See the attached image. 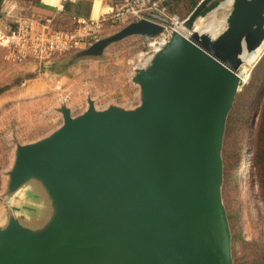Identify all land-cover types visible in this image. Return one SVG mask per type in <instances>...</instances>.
Returning a JSON list of instances; mask_svg holds the SVG:
<instances>
[{
  "label": "water",
  "instance_id": "95a60500",
  "mask_svg": "<svg viewBox=\"0 0 264 264\" xmlns=\"http://www.w3.org/2000/svg\"><path fill=\"white\" fill-rule=\"evenodd\" d=\"M214 1L200 0L185 25ZM226 24L214 38L170 29L134 76L137 107L98 110L89 99L17 147L8 194L28 201L0 216V264H233L222 149L241 55L264 40V0H233ZM164 32L134 20L78 55Z\"/></svg>",
  "mask_w": 264,
  "mask_h": 264
},
{
  "label": "rangeland",
  "instance_id": "374dc122",
  "mask_svg": "<svg viewBox=\"0 0 264 264\" xmlns=\"http://www.w3.org/2000/svg\"><path fill=\"white\" fill-rule=\"evenodd\" d=\"M36 1L2 0L0 4V216L11 205L21 206L28 201L25 194L18 200H11L8 194L17 147L38 141L60 128L65 107L73 116L86 111L89 99L98 110L111 105L124 109L137 107L141 103V87L133 80L137 69L145 66L170 35L169 32L153 38L132 35L109 44L100 55L79 56L83 49L129 23L109 19L91 29L75 50L45 60L29 55L19 58L13 52L10 36L19 30L20 16L43 22L31 16L32 5L41 4ZM193 1L169 0L171 12L186 19L192 12ZM222 2L215 0L209 4L216 6L203 11L194 30L226 23L232 0L214 11ZM65 29H73L72 24ZM202 33L209 34L206 28ZM258 49L249 56V64L238 71L247 75V79L228 115L222 149V199L232 234L233 264H264V200L258 183V164L260 167L264 163V155L257 159L254 136L264 100V41Z\"/></svg>",
  "mask_w": 264,
  "mask_h": 264
},
{
  "label": "built area",
  "instance_id": "2783aa9c",
  "mask_svg": "<svg viewBox=\"0 0 264 264\" xmlns=\"http://www.w3.org/2000/svg\"><path fill=\"white\" fill-rule=\"evenodd\" d=\"M108 17L114 23H124L140 19L161 24L165 32L176 30L185 37L193 35V29L186 28V19L171 12L168 0H123L112 8L104 18ZM107 18V19H108ZM78 29H53L49 24L38 23L30 19L20 22L19 30L10 36L14 53L19 58L33 56L45 60L55 54H63L80 47L88 32H91L94 22L78 20Z\"/></svg>",
  "mask_w": 264,
  "mask_h": 264
},
{
  "label": "crops",
  "instance_id": "0c3cea01",
  "mask_svg": "<svg viewBox=\"0 0 264 264\" xmlns=\"http://www.w3.org/2000/svg\"><path fill=\"white\" fill-rule=\"evenodd\" d=\"M14 1L15 0H12V2ZM37 1H39L41 4L40 6L38 5V3H34V5H32L31 14L33 15L31 16L33 18L42 19L43 22H41L43 24H49L53 29H65V27H69L71 26V24L73 26V29H78L80 27L78 20H87L90 22H94L95 25L91 26L92 29H94L97 27V25H103L104 23L108 22L109 18H104L106 14L112 8L117 7L123 0ZM36 14H38V16H35ZM23 19H30L34 21V19H31L30 16L25 18H23V16L19 17V20L22 21Z\"/></svg>",
  "mask_w": 264,
  "mask_h": 264
},
{
  "label": "trees",
  "instance_id": "16d2710c",
  "mask_svg": "<svg viewBox=\"0 0 264 264\" xmlns=\"http://www.w3.org/2000/svg\"><path fill=\"white\" fill-rule=\"evenodd\" d=\"M2 0H0L1 4ZM200 2V0H194L193 1V9L197 6V4ZM169 4V0H168ZM170 7V5H168ZM216 5L213 4L212 6L206 7V12L211 10L213 7ZM192 9V10H193ZM211 19V18H210ZM254 136L256 137V148H257V159H259L260 155H264V100L262 102L261 106V112L258 117V121L256 123V127L254 130ZM262 161V158L260 159ZM259 162V161H258ZM260 169V170H259ZM258 183H259V190H260V195L262 199L264 200V163L258 164Z\"/></svg>",
  "mask_w": 264,
  "mask_h": 264
},
{
  "label": "bare ground",
  "instance_id": "6f19581e",
  "mask_svg": "<svg viewBox=\"0 0 264 264\" xmlns=\"http://www.w3.org/2000/svg\"><path fill=\"white\" fill-rule=\"evenodd\" d=\"M232 2H233V0H232ZM215 11V10H214ZM200 17H202V16H200ZM199 18V17H198ZM198 18L194 21V23H193V27H192V29L194 30V28H195V23H196V21L198 20ZM226 23H218V24H216V25H214V26H209V25H206L204 28H206L207 30H208V33H209V35H211V37H216L225 27H226ZM184 26L186 27V28H188L186 25H185V23H184ZM204 28L203 29H201V30H194V31H198L199 33H201V34H203L202 32H204ZM264 41V40H263ZM263 41H262V43H263ZM262 43L255 49V50H252L251 52H248V51H246V50H244V53L241 55V57H242V66H246L247 64H249V56L250 55H252V54H254V53H256L259 49V47L262 45ZM256 60L253 62V63H255L258 59H259V57H257V58H255ZM252 63V64H253ZM241 66V67H242ZM253 67V66H252ZM243 69V68H242ZM246 72V71H245ZM244 72V73H245ZM241 73V72H240ZM247 73V72H246ZM241 77H242V80H243V82L247 79V75H243L242 73H241ZM249 78V77H248Z\"/></svg>",
  "mask_w": 264,
  "mask_h": 264
}]
</instances>
